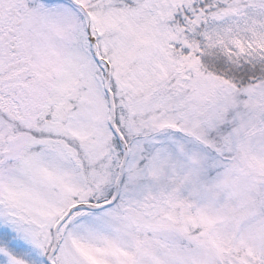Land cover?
Segmentation results:
<instances>
[{
	"label": "snow or ice",
	"instance_id": "snow-or-ice-1",
	"mask_svg": "<svg viewBox=\"0 0 264 264\" xmlns=\"http://www.w3.org/2000/svg\"><path fill=\"white\" fill-rule=\"evenodd\" d=\"M0 264H264V0H0Z\"/></svg>",
	"mask_w": 264,
	"mask_h": 264
}]
</instances>
